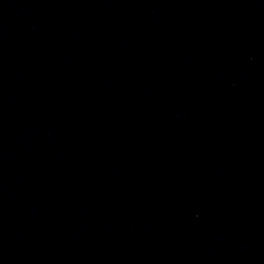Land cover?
<instances>
[{"label":"water","instance_id":"95a60500","mask_svg":"<svg viewBox=\"0 0 264 264\" xmlns=\"http://www.w3.org/2000/svg\"><path fill=\"white\" fill-rule=\"evenodd\" d=\"M0 264H264V0H0Z\"/></svg>","mask_w":264,"mask_h":264}]
</instances>
